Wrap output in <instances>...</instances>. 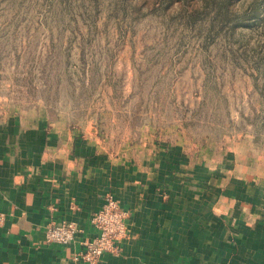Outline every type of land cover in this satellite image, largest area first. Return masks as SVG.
Returning a JSON list of instances; mask_svg holds the SVG:
<instances>
[{
  "label": "rangeland",
  "instance_id": "rangeland-1",
  "mask_svg": "<svg viewBox=\"0 0 264 264\" xmlns=\"http://www.w3.org/2000/svg\"><path fill=\"white\" fill-rule=\"evenodd\" d=\"M31 113L187 220L264 207V0H0V119Z\"/></svg>",
  "mask_w": 264,
  "mask_h": 264
},
{
  "label": "crops",
  "instance_id": "crops-1",
  "mask_svg": "<svg viewBox=\"0 0 264 264\" xmlns=\"http://www.w3.org/2000/svg\"><path fill=\"white\" fill-rule=\"evenodd\" d=\"M90 155L75 133L36 113L0 119V264H89L85 243L98 233L91 217L108 191L130 208L128 232L99 264H264L262 203L187 220L181 198L120 185L101 169L107 160ZM63 222L77 229L72 241H47V223Z\"/></svg>",
  "mask_w": 264,
  "mask_h": 264
},
{
  "label": "built area",
  "instance_id": "built-area-1",
  "mask_svg": "<svg viewBox=\"0 0 264 264\" xmlns=\"http://www.w3.org/2000/svg\"><path fill=\"white\" fill-rule=\"evenodd\" d=\"M120 221V213L111 201L105 203L92 215L91 222L98 233L94 239L85 243L83 256L89 264H99V256L113 247L123 231ZM76 231V227L71 223H47L45 236L47 241L67 244L72 241Z\"/></svg>",
  "mask_w": 264,
  "mask_h": 264
}]
</instances>
